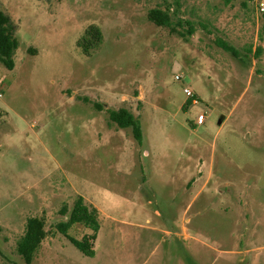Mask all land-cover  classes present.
<instances>
[{
    "label": "rangeland",
    "instance_id": "rangeland-1",
    "mask_svg": "<svg viewBox=\"0 0 264 264\" xmlns=\"http://www.w3.org/2000/svg\"><path fill=\"white\" fill-rule=\"evenodd\" d=\"M0 1L20 42L15 69L0 63V264H24L17 244L31 217L48 231L33 264H264V15L254 0ZM156 7L170 8L177 33L149 20ZM188 23L194 35L180 36ZM92 25L104 41L87 55L79 42ZM121 108L140 119L142 144L111 122L108 110ZM78 196L99 209L95 257L57 228Z\"/></svg>",
    "mask_w": 264,
    "mask_h": 264
},
{
    "label": "trees",
    "instance_id": "trees-1",
    "mask_svg": "<svg viewBox=\"0 0 264 264\" xmlns=\"http://www.w3.org/2000/svg\"><path fill=\"white\" fill-rule=\"evenodd\" d=\"M148 18L156 26L170 28L173 33H177V29L174 27L173 17L170 14V8H153L149 11ZM179 23H182V21H179ZM188 25H190V29L186 34L179 33L180 36L187 37V35H194L195 31L193 25L191 23H188ZM17 31L18 25L13 17L2 9L0 1V63L11 71L16 67L15 55L20 46V42L16 36ZM103 41L104 35L101 29L96 25H92L87 29L85 36L80 40L79 46L83 49L85 54L91 55L90 53L101 46ZM219 45L222 49L231 53L233 56H239L237 49L229 43L220 41ZM30 51H32V49H30ZM259 52H261V49H259ZM85 102L88 103L90 101L85 99ZM94 106L98 111L104 110V105L100 103H94ZM108 113L112 123L116 124L121 129L131 128L135 140L139 144H142L144 134L140 119L126 108L118 110L109 109ZM222 121H224V118H222ZM61 213L63 215L69 214V217L66 221L57 225L59 232L85 256L95 257L96 253L93 242L96 240L101 228L99 210L96 207L87 204L83 196H78L74 202L72 210L69 211L68 206L65 205L61 210ZM75 225H82L90 229L93 233L84 236L82 240L76 239L69 234V231ZM47 236L48 231L44 219L39 217H31L28 219L25 233L19 239L17 244V252L23 259L24 264L34 263Z\"/></svg>",
    "mask_w": 264,
    "mask_h": 264
},
{
    "label": "built area",
    "instance_id": "built-area-1",
    "mask_svg": "<svg viewBox=\"0 0 264 264\" xmlns=\"http://www.w3.org/2000/svg\"><path fill=\"white\" fill-rule=\"evenodd\" d=\"M254 1L256 2V8L258 9L259 13H260V14H264V0H254ZM182 78H183V77H181V76H177V77H176V79H177L178 81H181ZM184 92H185V94L187 95V97H189V98L194 97V93H193V91H192L190 88L186 87V88L184 89ZM2 97H3V94L0 92V98H2ZM205 120H206L205 115H204V114H201V115H199V117H198L197 124H198V125H203L204 122H205Z\"/></svg>",
    "mask_w": 264,
    "mask_h": 264
},
{
    "label": "crops",
    "instance_id": "crops-1",
    "mask_svg": "<svg viewBox=\"0 0 264 264\" xmlns=\"http://www.w3.org/2000/svg\"><path fill=\"white\" fill-rule=\"evenodd\" d=\"M201 115V114H200ZM228 117H231V115H229V116H227V118H224V121H223V125L226 123V121L228 120ZM201 126V125H200ZM203 165V164H202ZM201 165V166H202ZM213 173H212V171H211V168H210V170H209V177L212 175ZM206 184H207V182H206ZM205 184V185H206ZM187 185H189V183L187 184ZM98 209V208H97ZM99 210V209H98ZM187 231V228L185 227V232ZM169 234H171V233H169ZM172 235V234H171ZM182 236V234L181 235H177V234H175L174 235V237L175 238H180ZM245 236H243V238H244ZM247 253H249V251H225V252H221V254L222 255H226V256H237V255H243V254H247Z\"/></svg>",
    "mask_w": 264,
    "mask_h": 264
},
{
    "label": "water",
    "instance_id": "water-1",
    "mask_svg": "<svg viewBox=\"0 0 264 264\" xmlns=\"http://www.w3.org/2000/svg\"><path fill=\"white\" fill-rule=\"evenodd\" d=\"M220 123H223L222 121Z\"/></svg>",
    "mask_w": 264,
    "mask_h": 264
}]
</instances>
